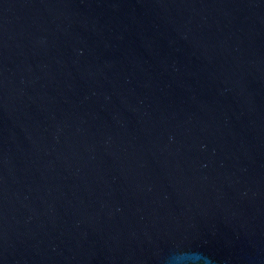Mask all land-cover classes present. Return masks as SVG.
Returning <instances> with one entry per match:
<instances>
[{
    "label": "water",
    "instance_id": "1",
    "mask_svg": "<svg viewBox=\"0 0 264 264\" xmlns=\"http://www.w3.org/2000/svg\"><path fill=\"white\" fill-rule=\"evenodd\" d=\"M0 264H264V0H0Z\"/></svg>",
    "mask_w": 264,
    "mask_h": 264
}]
</instances>
